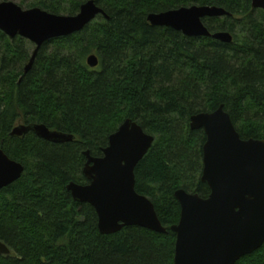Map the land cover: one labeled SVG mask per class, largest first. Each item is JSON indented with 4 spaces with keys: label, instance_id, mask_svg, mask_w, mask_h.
<instances>
[{
    "label": "trees",
    "instance_id": "trees-1",
    "mask_svg": "<svg viewBox=\"0 0 264 264\" xmlns=\"http://www.w3.org/2000/svg\"><path fill=\"white\" fill-rule=\"evenodd\" d=\"M88 1L34 0L29 9L76 16ZM95 2L108 19L47 42L27 74V42L0 31V148L25 168L0 191V241L11 250L0 264H175V193H211L201 180L206 135L191 130V118L224 106L242 140H264V11L244 0ZM193 6L225 9L228 16L206 26L230 32L234 42L188 38L148 22L150 14ZM92 55L96 69L87 65ZM127 120L155 137L135 170L136 192L153 203L166 234L128 227L104 236L95 209L67 191L71 182L89 183L84 153L102 158ZM23 124L76 139L59 145L34 133L11 137ZM236 264H264V245Z\"/></svg>",
    "mask_w": 264,
    "mask_h": 264
},
{
    "label": "water",
    "instance_id": "water-1",
    "mask_svg": "<svg viewBox=\"0 0 264 264\" xmlns=\"http://www.w3.org/2000/svg\"><path fill=\"white\" fill-rule=\"evenodd\" d=\"M244 1L264 11V0ZM100 16L108 19L95 0L83 4L76 16L55 15L40 8L24 10L8 1L0 3V31L11 40L20 37L35 46L25 69L27 74L47 42L79 34ZM226 16L228 12L223 8L193 6L150 14L148 22L188 38H212L232 44L230 32L212 33L204 23L206 19ZM99 64L96 55L87 59L91 69ZM190 127L206 135L201 180L211 193L207 199L185 190L175 193L181 207L180 221L171 228L177 237L175 264H236L264 245V140H242L224 106L215 112L194 115ZM30 133L59 145L76 139L40 124L19 125L10 136L23 138ZM154 142V136L127 120L110 136L102 158L93 157L90 151L84 153L87 162L83 174L89 183L71 182L67 191L75 202L95 209L102 235H115L128 227L167 233L153 203L136 192L135 170ZM24 172V166L0 148V191L18 182ZM10 255L11 250L0 241V256Z\"/></svg>",
    "mask_w": 264,
    "mask_h": 264
},
{
    "label": "rangeland",
    "instance_id": "rangeland-1",
    "mask_svg": "<svg viewBox=\"0 0 264 264\" xmlns=\"http://www.w3.org/2000/svg\"><path fill=\"white\" fill-rule=\"evenodd\" d=\"M33 1L34 0H11V2H14V3H16L17 5H19L20 7H22L24 10H29V5L30 4H32L33 3ZM64 16H67V15H65L64 14ZM204 23L206 24V25H209V21L206 19V20H204ZM25 40V39H24ZM26 42H27V50H28V52H29V54H30V56L33 54V52H34V50H35V46L31 43V42H29V41H27V40H25ZM54 49V47L52 46V50ZM0 50H1V48H0ZM2 54H1V52H0V62H1V59H2ZM25 64L22 66V68L19 66V67H17V68H19V69H25ZM20 72V71H19ZM17 73V72H16ZM0 85H1V83H0ZM2 106V105H1Z\"/></svg>",
    "mask_w": 264,
    "mask_h": 264
},
{
    "label": "bare ground",
    "instance_id": "bare-ground-1",
    "mask_svg": "<svg viewBox=\"0 0 264 264\" xmlns=\"http://www.w3.org/2000/svg\"><path fill=\"white\" fill-rule=\"evenodd\" d=\"M31 59H32V57H31ZM30 62H31V60H30ZM29 64H30V63H29ZM29 64H28V65H29Z\"/></svg>",
    "mask_w": 264,
    "mask_h": 264
}]
</instances>
